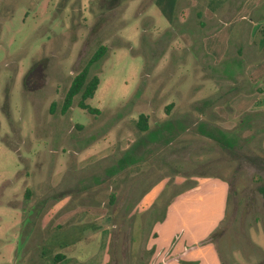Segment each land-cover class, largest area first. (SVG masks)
Segmentation results:
<instances>
[{
  "label": "rangeland",
  "instance_id": "1",
  "mask_svg": "<svg viewBox=\"0 0 264 264\" xmlns=\"http://www.w3.org/2000/svg\"><path fill=\"white\" fill-rule=\"evenodd\" d=\"M263 39L264 0H0V264H158L154 226L204 179L228 187L206 243L264 264V110L242 100ZM101 45L97 112L60 114ZM215 127L241 129L237 145Z\"/></svg>",
  "mask_w": 264,
  "mask_h": 264
},
{
  "label": "crops",
  "instance_id": "2",
  "mask_svg": "<svg viewBox=\"0 0 264 264\" xmlns=\"http://www.w3.org/2000/svg\"><path fill=\"white\" fill-rule=\"evenodd\" d=\"M221 4L218 3L215 6L213 15L217 14ZM245 17L246 15L239 19L246 20ZM234 24L232 22L224 25L218 35L229 38ZM218 30L217 28L215 31ZM239 30L241 31V27ZM258 46V53H263L264 43ZM253 65L247 68L250 71L247 73L249 75L252 69H256V74L252 75V81L255 80L260 87L255 93L243 95L242 100L247 103L256 100L260 103L259 109L264 110V61ZM249 80L251 81L250 78ZM204 180L193 191L178 196L167 208L163 221L154 226L153 233L156 231L157 237L153 239V243L157 242L159 247L157 254L164 257L158 264H221L222 259L213 244L197 245V243L221 223L225 213L228 187L222 181L214 183L213 179ZM179 231H181L179 239L173 242V236ZM260 247L264 252V234H261ZM161 249L162 252L159 253ZM157 254L153 253L150 256L151 263ZM56 257L63 259L65 256L58 254Z\"/></svg>",
  "mask_w": 264,
  "mask_h": 264
},
{
  "label": "trees",
  "instance_id": "3",
  "mask_svg": "<svg viewBox=\"0 0 264 264\" xmlns=\"http://www.w3.org/2000/svg\"><path fill=\"white\" fill-rule=\"evenodd\" d=\"M105 53H106V47L103 45L99 46L97 50L93 53V55L90 57L86 65L77 74L74 75L61 102L59 108L60 114L62 115L66 114L68 110L71 108V106L74 104L75 99H77L76 101L79 108L86 110L90 114H94L95 112H97V109L92 108L86 103L87 99H91L94 96V93L99 84L98 76L96 75L90 76L89 72L91 66L99 62L103 58ZM54 107H55V103L53 102L51 104V110H53ZM238 122L241 124L246 123L244 119L243 120L241 119ZM136 125L139 131L147 130L149 128L147 123V115L143 113L139 114ZM204 130L205 129H203V131ZM238 130L241 129L236 127L233 130H224L215 127L205 130L204 133L209 138H212L216 143L224 146L225 148L230 149L232 147H235L238 143V140L240 139L238 136L239 133ZM260 189L264 198V184ZM28 195L29 194H27V196ZM111 197H113V195ZM163 215L161 219H163L164 217ZM153 235L155 234L153 233ZM216 235H217V229L214 230L212 233H210L209 236L206 237L200 244L210 241L211 242L216 241ZM150 249H148V258L152 255ZM221 264H224L222 260H221Z\"/></svg>",
  "mask_w": 264,
  "mask_h": 264
}]
</instances>
